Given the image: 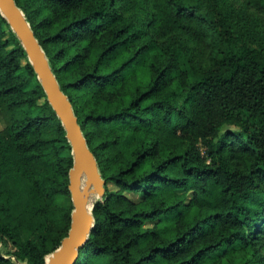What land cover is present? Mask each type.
<instances>
[{
  "label": "trees",
  "instance_id": "1",
  "mask_svg": "<svg viewBox=\"0 0 264 264\" xmlns=\"http://www.w3.org/2000/svg\"><path fill=\"white\" fill-rule=\"evenodd\" d=\"M15 1L105 179L76 264H264V0ZM72 164L0 13V264L60 245Z\"/></svg>",
  "mask_w": 264,
  "mask_h": 264
},
{
  "label": "water",
  "instance_id": "2",
  "mask_svg": "<svg viewBox=\"0 0 264 264\" xmlns=\"http://www.w3.org/2000/svg\"><path fill=\"white\" fill-rule=\"evenodd\" d=\"M0 13L21 40L72 146L73 164L69 170V189L73 209L70 228L60 245L48 254L49 260L45 264H76L80 257V249L89 238L95 222L93 206L98 198L92 200V195L101 191L102 197L105 179L101 175L95 155L87 144L72 103L62 90L46 52L35 36L24 11L15 0H0ZM82 176L86 178L84 185Z\"/></svg>",
  "mask_w": 264,
  "mask_h": 264
},
{
  "label": "rangeland",
  "instance_id": "3",
  "mask_svg": "<svg viewBox=\"0 0 264 264\" xmlns=\"http://www.w3.org/2000/svg\"><path fill=\"white\" fill-rule=\"evenodd\" d=\"M249 9H250V11H252V12H255V13H257L258 15H259V17L261 18V19H263L264 20V12L263 13H258V10L256 9V7H255V4L253 3V4H251L250 6H249ZM225 127H234V126H230V125H225ZM235 128V127H234ZM97 195H99V193L98 194H96L95 195V197H94V200L95 199H100L101 197V194L98 196V197H96ZM100 197V198H99ZM97 199V200H98ZM1 247L3 248L4 247V245H1ZM8 247H10V246H8ZM8 247H4L3 249H8ZM21 264H27L26 262H22Z\"/></svg>",
  "mask_w": 264,
  "mask_h": 264
},
{
  "label": "bare ground",
  "instance_id": "4",
  "mask_svg": "<svg viewBox=\"0 0 264 264\" xmlns=\"http://www.w3.org/2000/svg\"><path fill=\"white\" fill-rule=\"evenodd\" d=\"M85 176H82V185H84V182H85ZM99 193V195L101 194V191H98L96 194H98ZM96 194H94V195H92V200H94V197H95V195ZM99 195H97L96 197H98ZM48 260H49V255L46 257V261L48 262Z\"/></svg>",
  "mask_w": 264,
  "mask_h": 264
}]
</instances>
